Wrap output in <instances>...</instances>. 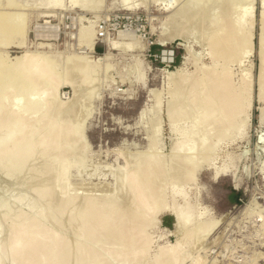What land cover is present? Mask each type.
<instances>
[{
    "label": "rangeland",
    "instance_id": "374dc122",
    "mask_svg": "<svg viewBox=\"0 0 264 264\" xmlns=\"http://www.w3.org/2000/svg\"><path fill=\"white\" fill-rule=\"evenodd\" d=\"M0 1L4 4L3 14L0 16V40L7 43L0 45V67L14 62L27 50L45 57L62 79L71 71L69 70L71 66L67 64H72L69 60L73 59L74 64L75 59L82 62L85 60L86 70L92 78L91 82L94 79L93 85L89 84L91 89L93 88V94L87 92V95L90 93V97L89 95L87 97L91 101L87 100L86 93L82 94L85 88L79 91L83 98L85 96L86 103L90 101L87 107H83L86 105L84 101L85 104H82L83 112L88 109L83 115L86 116L89 112L84 120L83 148L81 147L78 153L72 152L66 158L68 168L57 181V190L60 194L61 190L66 191L67 195L71 197L75 195L82 203V197L94 196L111 201L121 195L124 171L136 162V158L153 153L161 154L166 164L172 165L170 162L174 159L172 143L176 136L171 132L167 111L171 102V91L175 89V84L180 79L185 80L194 72L201 77L214 65L220 70L224 65L223 69L230 71L234 89L243 93L245 107L237 115L236 122L229 128L227 134L219 138L217 136L209 138L211 149L206 156L207 163L196 171L194 181L185 187V198L179 195L173 199L172 191L167 189L168 209L158 214L147 228V233L152 239L148 256L153 259L160 247L173 245L181 237V232L176 231L172 209L176 206L184 212L189 204L193 217L184 226V233L194 232L201 224L212 225L205 235L200 237L198 235L195 241H185L182 244V252L186 258L180 264H191L193 261L201 264H264V114L262 115L264 98H259L257 84L262 0H254L252 12L240 16L246 22V25L240 26L241 30L250 34L252 45L248 48H244L243 45L236 47L229 62H224L226 65L221 60L214 63L208 53L207 42L203 43L207 38L203 41L202 37L201 40L202 44L206 45L202 46L199 42V38L206 36L208 32L210 19L204 23L207 24V32L203 30L202 33L197 31L198 20L196 26L188 22L191 28L196 30L188 28L189 24L186 22L188 25L185 29L191 30V32L186 30V33L183 32L184 22L177 19L179 23H183L181 27L177 21L176 23L172 21L174 12L193 0H135V2L133 0V4L138 5L134 9H126L121 0H88L90 4L88 9L71 7L69 0H62L61 7L53 9L48 7L49 0ZM241 2L237 4L236 18L241 8L247 6L243 4L244 1ZM9 14L15 15L16 18L9 19L7 17ZM178 16L177 18L182 19ZM206 20L207 17L205 22ZM250 20H254L253 26L247 25ZM202 23L199 28L204 27ZM178 30L179 36L175 34ZM87 32H91L92 35H87ZM195 35L198 37L197 41L196 37L192 40ZM112 42L117 45L116 49L112 47ZM166 49L171 53L169 59L164 56ZM72 66L74 67L73 64ZM4 71L12 70L4 67ZM180 73L183 78L179 77ZM57 90L60 101L69 103L68 100L71 102L74 98L72 94L74 90L72 91V87L68 85L62 84ZM18 101L20 98L16 91L13 102ZM144 107L147 111L143 118H140L139 112ZM79 109H77L80 111L79 115L77 111L72 112L74 117L77 115L80 117L82 109ZM61 115L65 118L66 113ZM193 115L187 120L178 121L174 126L176 135H183L184 140L194 127ZM155 122L160 123L161 143L158 147L148 148V135L156 127ZM200 136L197 131L192 136V143L195 146ZM34 163L40 171L43 160L40 158ZM223 165H227L229 170L215 176V166ZM37 173H25L23 176L17 174L13 178L0 170L2 217L0 229L3 239H0L1 243L5 241L7 234L5 229H8L12 213L19 209L25 213H32L39 207L37 209L44 213L46 220L53 218L59 197L56 195L52 199L55 206L53 201H50L51 205L48 202V207H55L54 212H50L51 207L46 211L45 208L48 207L43 208L42 205H46V199L42 202L43 198L38 195L35 197L33 187L40 182L50 184L52 174L49 176L47 174L46 178L42 173L40 176ZM176 187L181 185L176 183ZM76 200L74 206L77 210L67 205L70 209L76 210L72 211L74 214L80 207L82 208V205L75 202ZM37 202H42L40 204L42 206H37ZM30 206L31 209H26ZM4 208L10 210L11 216L3 218ZM69 208L66 209L67 215L70 214L67 212ZM36 210L35 212H38ZM64 214L61 217L66 218L67 215ZM74 217L73 220L70 217L69 222L68 218L62 222L57 221L62 224H54L56 222L51 224L53 219L48 220L50 224L48 221L45 222L49 226L53 225L51 229L61 225V229L58 227L57 230H62L60 231L62 235L73 241L72 237L76 232H72V226L68 224L75 219L76 223L74 221L71 225H78L76 216ZM69 229L73 234H70ZM75 236L78 239V233ZM8 262L5 258L4 264H9Z\"/></svg>",
    "mask_w": 264,
    "mask_h": 264
},
{
    "label": "bare ground",
    "instance_id": "6f19581e",
    "mask_svg": "<svg viewBox=\"0 0 264 264\" xmlns=\"http://www.w3.org/2000/svg\"><path fill=\"white\" fill-rule=\"evenodd\" d=\"M87 1L69 0L68 2L71 7L88 9L90 4ZM242 1L247 6L243 5L246 8L239 9L238 18L235 17V14L238 12L237 4H241V0H193L174 12L172 21H175L174 23L177 21L180 26L184 22L185 31L183 32L186 33L189 27L191 30H196V28L192 29L190 24L194 23L196 26V21L198 20L197 24L202 26L200 25L202 20V24L204 25L210 19V24L208 21L210 27H208V32L207 24L201 28L198 26L197 31L202 33L204 30L207 34L210 32L209 36L206 32H204L206 36H201L200 34L201 39L199 38V42L202 46L206 45L202 44V42L207 38V41L205 40L203 43L207 42L208 53L215 64L219 60L223 63L229 62L232 56L231 53L233 51L234 55L236 47L243 45L244 48H248L252 45L250 34L241 30L240 26L246 25V22L240 16L252 12L254 0ZM261 2L263 10L259 19L261 38L259 42L260 65L257 84L258 96L263 99L264 0ZM62 4V0H49L48 7L53 9L61 7ZM121 4L126 9H134L138 6L137 4H133V0H121ZM3 5V1H0V16L3 14ZM177 14H181V16ZM176 15L182 17V19L177 18ZM183 16L186 18L185 20ZM7 17L9 19L16 18L15 15L10 14ZM206 17L207 20L205 22ZM177 19L182 22L179 23L180 21ZM199 20H201L200 24ZM189 21L190 24L188 23ZM253 23L254 20H250L247 25L253 26ZM186 25H188L187 29H185ZM190 29L188 32H191ZM209 29L211 30L209 31ZM180 31L182 33V29ZM88 34L89 36L92 35L91 32H87ZM175 34H180L179 30ZM195 37L196 35L192 40H195ZM202 37L204 38L201 42ZM197 39L198 37H196L195 41ZM3 44L7 43L4 40H0V45ZM112 47L116 49L117 45L112 42ZM120 47L123 46L120 45ZM170 55L171 53L166 49L164 53L165 58L169 59ZM69 61L70 64L72 62L74 67L72 64L69 65L67 63L68 66H71L69 70L72 72L66 70L70 73L67 74L65 79L60 77L45 57L34 52H28L27 50L15 59L14 62L4 66L7 70H12L11 72L4 71V67H0V170L8 177L13 178L17 174H22L23 176L25 173L34 174L35 172H39L37 173L39 176L42 173L46 178L49 174H52L50 184L39 181V185H36V187L33 185L36 193H34L35 197L38 195L41 199L43 198L42 202L45 199L47 201L46 205L42 204V202H37L36 204L37 206L43 205V208H45L48 202H52V199L56 195L59 197L55 212L53 211L55 201H53V207L49 206L51 207L50 212H54L53 218L51 217L53 221L52 219L46 220L44 213L38 210L37 208L39 207L37 206L32 213H25L20 209L15 213L13 212L15 215L12 213L10 224L7 225L8 229L4 227L7 231L5 241L4 243L0 241V264H4L5 258L8 259L9 264L182 263L186 258L182 252V244L185 241H195L198 239V235L199 237L200 235H205L211 229L212 224L198 225L199 227L194 232L186 234L184 233L185 231L183 232L184 226L193 217L190 205L186 206V211L184 212L173 206L172 213L174 215L176 231L181 232V237L173 245L160 247L153 259L148 256V249L152 239L147 233V228L153 223L154 218L158 214L168 209L169 206L166 199L168 190L172 191L173 199H176V196L179 195L184 197L186 194L184 193L185 187L194 181L196 171L207 163L206 156L211 149L209 138L212 136L219 138L225 135L236 122L237 115L244 109L243 93L241 94L239 90L234 89L230 79V71L223 69L224 65L221 70L217 69L216 65H214L212 68L207 69L201 77H198L197 73L194 72L185 80L180 79L183 78L180 73V80L175 84V89L171 91V102L170 106L168 105L169 109H167L172 129L171 132L176 136L172 143L174 149V154L172 153V155H174V159L172 160V155L170 157L172 161L169 159L172 165L166 164L164 156H161V154L153 153L154 155H144L139 157V159L136 158V162L124 171L121 195L116 196L111 201L94 196L82 197V203L75 195L71 197L63 190H61L62 194H60L59 190H57V181L60 180V177H62L68 168L65 163L66 158L72 152L77 151L78 153L83 148L84 120L88 117L89 112L86 114L87 117L84 116V113L88 109L83 112L82 108L87 107L91 101L87 97L90 93L87 95V92L90 91L92 93L93 88L91 89V85L94 82V79L91 82L90 73L86 70L85 60L83 63L81 60L75 59V64L73 59ZM68 66H66L67 69ZM225 68L227 69V67ZM90 83L91 85H89ZM62 84L68 85L72 87V91L74 90L72 92L74 98L71 99V95V102L68 100L69 103L58 99L57 89ZM85 85H89L90 87H85ZM246 86L248 87V85ZM16 91L20 101L13 102V96ZM79 91H82V94L86 93L87 100H90L87 102L88 104L85 102V96L83 98V95ZM83 101L86 103L85 106H83L85 104ZM79 107L81 108L79 109ZM156 107H158V104ZM77 109H82L80 115L81 118L83 117L82 119L78 116V112L80 111H77ZM73 111H77L76 113L79 118L73 116ZM146 111V107L141 109L139 112L140 118H143ZM64 112L66 113L65 118L64 115H61ZM180 114L182 115L180 116ZM193 114H197L195 115L196 117ZM263 114L264 111H262ZM191 115L194 117L192 122L194 127L190 134L187 135V139L184 140L183 135H176L174 126L178 121L187 120ZM156 124V127L152 130L153 132L148 135V148L158 147V144L161 143L159 142L161 140V137L159 140L160 123L157 122ZM196 131L201 135L197 146L192 143V136ZM40 158L43 160V164L39 171L34 162ZM228 170L227 165L215 166L214 173L217 176L219 173ZM28 179L24 180L28 181ZM29 180L32 181L31 179ZM176 183H179L181 187H176ZM73 199L76 200V203L78 202V204L82 205V208L78 209L79 212L77 211L75 214L73 212L77 208L74 206ZM51 202L50 205L52 204ZM67 205L71 208L75 207L76 210L70 209ZM49 207L45 208V210H49ZM68 208L70 210H67V212L68 214L70 213L71 220L76 216L78 222L77 226L76 224L74 226L71 225L75 219L68 224V226L77 227L76 229L72 227V230L69 229V231L78 233V239L75 238L77 236H75L76 233L72 237L76 242L62 235L60 232L62 230H57L58 227L61 229V225H57V228L51 229L53 225L49 226L45 222L51 220V224L54 222H56L54 224H62L59 222L67 218L69 222L70 217L66 214V209ZM26 209H31V206L30 208L26 207ZM36 209L38 212H35ZM3 211H5L3 218L11 216L10 210H5L4 208ZM46 211L45 214H47ZM71 212L73 217L71 216ZM64 213L67 215L66 218L61 217ZM47 217L49 218V215ZM58 218L61 221L57 220ZM48 224H50L49 221ZM71 231L70 234L72 233ZM1 237L0 229V239ZM191 264H201V262L193 261Z\"/></svg>",
    "mask_w": 264,
    "mask_h": 264
},
{
    "label": "trees",
    "instance_id": "16d2710c",
    "mask_svg": "<svg viewBox=\"0 0 264 264\" xmlns=\"http://www.w3.org/2000/svg\"><path fill=\"white\" fill-rule=\"evenodd\" d=\"M177 58H179V55L177 56Z\"/></svg>",
    "mask_w": 264,
    "mask_h": 264
},
{
    "label": "built area",
    "instance_id": "2783aa9c",
    "mask_svg": "<svg viewBox=\"0 0 264 264\" xmlns=\"http://www.w3.org/2000/svg\"><path fill=\"white\" fill-rule=\"evenodd\" d=\"M165 53V52H164Z\"/></svg>",
    "mask_w": 264,
    "mask_h": 264
}]
</instances>
